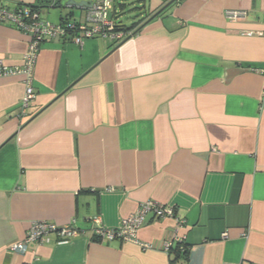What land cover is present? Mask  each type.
<instances>
[{
	"label": "crops",
	"instance_id": "1",
	"mask_svg": "<svg viewBox=\"0 0 264 264\" xmlns=\"http://www.w3.org/2000/svg\"><path fill=\"white\" fill-rule=\"evenodd\" d=\"M69 1L0 5L84 22L91 5ZM29 41L0 23L7 66L22 65ZM263 69L264 0H181L118 45L43 42L25 118L23 77L0 78V264H264ZM149 200L184 225L149 215L148 250L92 239ZM37 221L83 235L11 252Z\"/></svg>",
	"mask_w": 264,
	"mask_h": 264
},
{
	"label": "built area",
	"instance_id": "2",
	"mask_svg": "<svg viewBox=\"0 0 264 264\" xmlns=\"http://www.w3.org/2000/svg\"><path fill=\"white\" fill-rule=\"evenodd\" d=\"M56 1L50 0L51 4L56 3ZM114 3V0H94L84 22L63 21L60 24H51L42 20L40 10L32 5H20L14 9L0 5V23L14 26L30 37L21 66L9 67L0 57V78L23 77L25 94L22 99L20 117L25 118L27 116V110L36 98L34 82L43 42L65 40L80 46L85 40L103 38L121 44L132 35L131 31L126 32L119 29L120 24L113 18ZM228 17L232 21H238L246 17V12L231 11L228 12ZM260 73L264 75V69ZM149 215L161 220L174 218L178 226L184 225V221L176 217L173 209H167L160 203L149 200L142 203L134 214L122 222L119 228L96 229L92 239L101 243L116 240L129 241L139 244L144 250L152 249L149 244L140 243L138 240V232ZM81 235H83L82 232L70 225L58 227L44 221H37L31 224L26 238L22 242L12 245L10 251L25 254L28 252L29 244L49 243L51 236H56L61 241H67ZM163 248L169 252L172 248V242L170 240L165 241Z\"/></svg>",
	"mask_w": 264,
	"mask_h": 264
},
{
	"label": "rangeland",
	"instance_id": "3",
	"mask_svg": "<svg viewBox=\"0 0 264 264\" xmlns=\"http://www.w3.org/2000/svg\"><path fill=\"white\" fill-rule=\"evenodd\" d=\"M117 1L120 4L124 5L122 10L119 7V13L121 15L118 22L121 21L122 24L126 25L127 27H131L133 23L138 22L143 17V15L145 16L150 12L158 10L159 9L158 7L159 6L161 7V5H163V3L165 4L168 0H117ZM168 4H166L164 8H166ZM171 8L172 7H170L165 14L170 12ZM165 14H163L162 17ZM115 44L118 45L119 43L118 44L115 43Z\"/></svg>",
	"mask_w": 264,
	"mask_h": 264
},
{
	"label": "trees",
	"instance_id": "4",
	"mask_svg": "<svg viewBox=\"0 0 264 264\" xmlns=\"http://www.w3.org/2000/svg\"><path fill=\"white\" fill-rule=\"evenodd\" d=\"M115 1V3H114V7H115V13H114V16H113V18L115 19V20H117V22H118V20H119V18H120V13H119V11H118V9H119V7L121 8V10L123 9V7H124V5L123 4H120L117 0H114ZM170 1V0H169ZM181 2V0H171L170 2H169V4H168V6L166 7V8H164V6L162 7L163 8V11L160 13V15L159 16H157L156 18H154V19H152L151 21H150V19L156 14V13H158L162 8H160V9H158V10H155V11H153V12H150L149 14H146L145 16L143 15V17L138 21V22H135V23H133V25L131 26V27H127L126 25H124V24H122V22L120 21V22H118L119 24H120V28L119 29H121V30H123V31H126V32H129V29H136V30H138V29H140L141 27H143L146 23L148 24V23H151L152 21H154L155 19H158V18H160V17H162V15L163 14H165L166 13V11L170 8V7H173L174 5H176V4H178V3H180ZM34 8H36V9H38L39 10V8L38 7H36L35 5H32ZM51 6L52 7H58L59 6V3H58V0L56 1V3H54V4H51ZM130 37V36H129ZM128 37V38H129ZM127 38V39H128Z\"/></svg>",
	"mask_w": 264,
	"mask_h": 264
},
{
	"label": "water",
	"instance_id": "5",
	"mask_svg": "<svg viewBox=\"0 0 264 264\" xmlns=\"http://www.w3.org/2000/svg\"><path fill=\"white\" fill-rule=\"evenodd\" d=\"M174 1V0H173ZM90 3V2H89ZM88 2H85V1H83V2H77L76 0H70L67 4H66V7H68V8H71V9H74V8H81V7H83V6H89V5H91L92 6V4H89ZM168 6V5H167ZM163 11V9L160 11V12H158V13H156L151 19H150V21L152 20V19H154V18H156L157 16H159L160 15V13ZM147 25V23L143 26V27H141L140 29H138L132 36H134V35H136V34H138L145 26ZM132 36H130V38H132Z\"/></svg>",
	"mask_w": 264,
	"mask_h": 264
}]
</instances>
